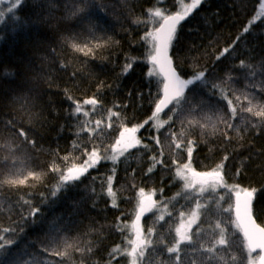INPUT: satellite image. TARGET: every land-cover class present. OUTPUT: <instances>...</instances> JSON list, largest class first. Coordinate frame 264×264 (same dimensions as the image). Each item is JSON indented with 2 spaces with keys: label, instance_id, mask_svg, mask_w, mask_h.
<instances>
[{
  "label": "trees",
  "instance_id": "obj_1",
  "mask_svg": "<svg viewBox=\"0 0 264 264\" xmlns=\"http://www.w3.org/2000/svg\"><path fill=\"white\" fill-rule=\"evenodd\" d=\"M15 1L0 5V179L17 170L47 172L54 152L60 156L80 154L79 150L73 151L74 140L81 148H91L93 142L100 145L103 155V149L114 143L120 124L131 127L147 119L153 109L148 103L149 94H155L157 78L147 75L152 67L147 60L150 45L142 37L158 23L152 15L157 9L171 14L182 8L180 0H18L9 12L13 6L10 2ZM191 2L183 0V4ZM261 2L202 0L178 27L170 49L174 63L179 64L178 70L189 74V79L203 70L209 82L208 86L196 82L187 89L186 95L194 101H204L191 125L187 119L184 123H166L167 117L161 113V127L157 129L150 122L137 133L140 145L115 163L102 159L56 197L50 195L58 179L54 173H48L43 183L29 181L35 187L0 184V228L16 229L15 233L0 232L14 241L4 248L0 264H26L37 256L56 264H130V257L114 250L117 246L121 250L129 247V230L120 231L119 225L130 224L134 219L140 187L146 192L156 190L154 199L158 202L171 201V216L165 213V219L158 221L156 216L161 212L154 210L142 224L146 237L148 229H154V234L147 237L154 243L145 253L146 264L169 261L165 245L174 242V229L180 222L178 210L187 214L194 206L185 201L187 193L182 182L173 179L172 133L196 141L193 167L197 171L223 162L229 185L257 189L254 217L264 226V121L241 111L248 107L244 95L254 104H264V17L254 20ZM245 27L249 28L247 33L243 32ZM74 44H87L93 52L85 56L76 51ZM224 48L230 51L217 60ZM128 63L131 69L121 75ZM212 83L220 85L233 99L235 118L227 109V102L219 99L220 90L210 87ZM233 92L241 96L239 102ZM138 94H142L139 99ZM94 95L101 101L96 111L85 105V110L90 111L88 117L73 114V101L82 104ZM109 109L119 112L120 117L113 116L109 121ZM218 116L227 119L233 128H226ZM97 119L102 121L100 126L95 125ZM83 121L95 132H80ZM109 122L112 129L107 128ZM213 122L215 129L211 127ZM201 123L207 127L202 129ZM21 130L28 140L19 136ZM29 140H34L35 145ZM226 155L228 159L224 161ZM152 157L163 164H156L148 173ZM113 169L115 197L107 192V177L113 175ZM41 192L47 196L45 203H41ZM220 195L225 197L223 201L219 200ZM21 197L40 207L36 217L20 219L21 213L27 216L19 206ZM113 199L116 207L112 206ZM200 199L207 208L201 210L200 219L192 226V243L181 245L180 264H246V249L236 243L242 237L239 233L231 235L234 229L225 223L228 214L220 211L230 202L227 191L213 192L209 188ZM217 220L228 229L231 238L228 245L217 246L209 253L205 249L219 238ZM50 235L67 236L69 243L85 251L71 249L70 259L45 256L41 249L47 246ZM159 237L164 238L163 245L155 243ZM233 255L241 259L233 261ZM174 257L172 254L173 262Z\"/></svg>",
  "mask_w": 264,
  "mask_h": 264
},
{
  "label": "snow or ice",
  "instance_id": "obj_2",
  "mask_svg": "<svg viewBox=\"0 0 264 264\" xmlns=\"http://www.w3.org/2000/svg\"><path fill=\"white\" fill-rule=\"evenodd\" d=\"M182 5L181 11H177L174 14H166L165 12L157 9L152 15H154L158 23L151 30L145 33L142 37V40L145 44L150 45L147 60L152 65L151 69L148 72V77H155V94H149L148 103L153 105L151 115L148 116L142 123L133 124L129 127L127 124H120L118 127V135L114 140V143L108 145L103 149V155L101 152V146L93 142L91 148L84 146L81 148L80 143L73 141V151L79 150V155H73L69 153L68 155L60 156L59 152H54L53 159L47 166V172L44 171H34L27 170H17L10 173L7 176H4L3 179H0V184H8L12 187H35V184H30L29 181H34L37 183H43L45 176L48 173L56 174L57 183L54 187V190L50 191L52 197H56L61 189H66L68 185L74 184V182L80 181L81 177L85 176L88 173L89 169L95 168L96 165L102 159H111L114 163L119 157L125 155L129 149L136 148L141 144L140 139L137 138V133L141 129H144L146 125H149L152 122V126L159 128L162 125L159 124L161 113L167 117L166 123L172 124L175 121H180L184 123L187 119L188 123L191 125L195 119V114L198 110H202L204 107V101L196 102L191 97L186 95V90L189 89L190 85L200 82L201 84L208 86L209 82L207 80L206 73L201 70L192 74V78L189 79L188 73H183L179 69V64L174 63V59L169 55V51L173 46V42L177 36L178 25L184 21L192 12L193 9H196L201 3L202 0H192L189 4H183V0H180ZM16 7L14 4L9 8V12ZM261 12L259 15H264V2L260 3ZM249 31L248 27L243 29V32L247 33ZM0 39H3L0 36ZM118 43V42H116ZM100 45H97L99 47ZM73 47L78 52H82L85 56L90 55L93 52V48L85 44L83 47L79 45H73ZM230 51L229 48H224L223 51L216 57L219 60L224 54ZM178 60V58H177ZM131 63H128L124 66L121 75L127 74L131 69ZM151 83V81H150ZM119 85H117L118 87ZM103 87L101 82L100 88ZM111 87V86H109ZM210 87L213 90H220L219 99L227 102V109L230 111L232 118L236 117L237 108L233 104V99L229 98L228 94L224 92L220 85L212 83ZM100 89L98 88V91ZM235 97V100L239 102L241 96L237 95L235 92L232 93ZM130 95V93H129ZM138 94V99L140 98ZM69 100H73L72 96L67 97ZM244 100L247 101L248 107L242 108L241 111L250 113L252 116L260 118L264 121V104H254L253 100L248 96L244 95ZM75 108L73 114H81L84 117H88L90 111H96L97 106L101 103L95 95L92 98L83 100V103L78 101H73ZM90 105L92 108L85 110L84 106ZM117 107H120L117 105ZM123 107H127L124 105ZM167 110V111H165ZM120 117L119 112H114L111 109L108 110V119L111 121V118ZM192 117V119H188ZM210 119V118H209ZM218 120H221L226 128H233V125L228 122L223 116H218ZM88 122H81L80 132H89L90 134L95 132V129L89 128L86 126ZM102 123L101 120H95V125L100 126ZM203 129L207 127L206 124H199ZM213 129L216 128L215 122L211 124ZM107 128L112 129L113 124L109 122ZM19 136L25 137L26 133L21 130ZM225 139H228L227 133H224ZM172 145L174 149L172 152L171 165L173 170V179L175 181H180L183 184V190L187 195L184 196L185 201H190L194 206L191 207L190 211L186 214L185 211L178 210V215L180 222L175 227V237L174 242L171 246L166 247V253L169 256V261H165L164 264H180L181 261V245L182 244H191L192 236L190 232L192 226L197 223L200 219L201 210L207 208V203H201L200 197L211 188L213 192H216L217 189H224L230 196V202L226 208L220 209L223 213L228 214V219L225 223L230 224L234 231L231 235L240 234L242 237L241 240L236 241L238 246H242L243 249H246L247 260L246 264H264V226L260 223H257L256 218L254 217V199L257 193L256 188L241 187L239 184L229 185L225 181L224 174V163L221 162L215 167L209 170L197 171L193 167V153L195 151L196 141L193 139H188L183 134L179 136L176 133L171 134ZM29 143L35 145L34 140H29ZM157 144L159 140L157 139ZM147 148V145H144ZM110 153V155L108 154ZM186 153V156L182 154ZM81 156L86 157L81 159ZM228 156H224L223 160L227 161ZM153 164L148 168V173H151L156 164H163L162 160H156L155 157H152ZM60 161V162H58ZM115 169H113V175L107 177V192L111 197H115V193L112 188V181L114 178ZM132 187H135L133 184ZM159 192L163 193V188L159 189ZM41 196V203L47 202V196L45 193H39ZM137 202L136 209L134 213V219L130 224L119 225L120 231H124L126 228L129 230L130 237L127 238V244L129 247L121 250L119 246L114 250L116 253H121L127 257H130V264H146L144 258L147 249L153 247V240L147 237H151L154 234V229L149 228L147 237L144 233L143 225L141 224L142 218L147 213H152L154 210L160 211L161 214L156 216V220L163 221L165 219V213L171 216L172 212L168 211V204L171 201H161L158 202L154 199L156 196V190L151 192H146L143 187H140L137 192ZM181 195L177 193V196ZM176 197H173L172 200H175ZM225 197L223 195L219 196V200L223 201ZM162 203L163 208L161 210L160 204ZM22 209H25L27 216L21 213L20 219H32L40 213V207L34 205L31 199H25L21 197V202L19 205ZM26 206V207H25ZM113 207H116L115 200L113 199ZM184 205H181L183 208ZM3 206L0 205V210ZM36 221L33 220V223ZM215 228L219 229V238L215 239L212 247H208L205 251L212 253L214 252L217 246H225L230 242L231 235L228 234V229L223 227L220 220H217ZM16 232L15 228L3 227L0 228V232L5 234L9 232ZM199 235V232L197 233ZM14 241L11 238H6L5 235H0V255L3 254V250L7 245L12 244ZM157 245L164 244V238L159 237L155 242ZM71 249L83 253L84 248L77 247L74 243H69L67 236H56L50 235L47 246L41 249L43 254L59 257L63 259L64 257L71 258ZM259 254L253 256V253ZM87 251L91 252L92 249L88 248ZM172 254H175L174 262L171 261ZM241 258L235 255L232 256L233 261H239ZM26 264H56V261L50 259H41L40 257H34L30 262Z\"/></svg>",
  "mask_w": 264,
  "mask_h": 264
},
{
  "label": "rangeland",
  "instance_id": "obj_3",
  "mask_svg": "<svg viewBox=\"0 0 264 264\" xmlns=\"http://www.w3.org/2000/svg\"><path fill=\"white\" fill-rule=\"evenodd\" d=\"M6 1H7V0H0V5H3V3H5V5H6V4H7ZM17 2H18V0H16L14 3H11V2H10V4H11V5H14V4H16ZM262 2H264V0H262ZM260 12H261V9H260V6H259V8H258V12H257L256 17L254 18V20H259V18L264 17V15H259ZM129 150H130V149H129ZM129 150H128V151H129ZM119 158H121V157H119ZM108 160H111V159H108ZM253 256H256V255H253Z\"/></svg>",
  "mask_w": 264,
  "mask_h": 264
},
{
  "label": "bare ground",
  "instance_id": "obj_4",
  "mask_svg": "<svg viewBox=\"0 0 264 264\" xmlns=\"http://www.w3.org/2000/svg\"><path fill=\"white\" fill-rule=\"evenodd\" d=\"M171 14H174V13H171ZM155 20H157L156 17H155ZM182 23H183V21L180 23V25H181ZM180 25H178V27H179ZM169 55H170V51H169ZM170 56H171V55H170ZM186 93H187V90H186ZM148 215H149V214H147L146 216H148ZM146 216H145V217H146ZM144 220H145V218H144ZM144 220H143V221H144ZM142 224H143V222H142ZM256 255H258V254H256Z\"/></svg>",
  "mask_w": 264,
  "mask_h": 264
},
{
  "label": "water",
  "instance_id": "obj_5",
  "mask_svg": "<svg viewBox=\"0 0 264 264\" xmlns=\"http://www.w3.org/2000/svg\"><path fill=\"white\" fill-rule=\"evenodd\" d=\"M165 111H166V110H165ZM147 214H149V213H147ZM147 214H145V216H146ZM145 216L142 218V220H141V224H142V222H143ZM256 254H259V250H257V253H253V255H256Z\"/></svg>",
  "mask_w": 264,
  "mask_h": 264
}]
</instances>
